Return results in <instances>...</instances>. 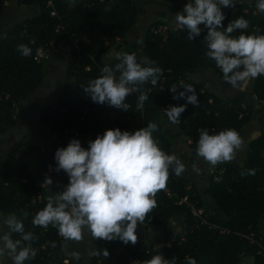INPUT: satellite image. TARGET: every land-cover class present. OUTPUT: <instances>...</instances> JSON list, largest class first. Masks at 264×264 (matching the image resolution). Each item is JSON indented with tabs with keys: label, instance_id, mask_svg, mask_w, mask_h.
Listing matches in <instances>:
<instances>
[{
	"label": "trees",
	"instance_id": "trees-1",
	"mask_svg": "<svg viewBox=\"0 0 264 264\" xmlns=\"http://www.w3.org/2000/svg\"><path fill=\"white\" fill-rule=\"evenodd\" d=\"M10 1L0 0V21L6 12V3ZM13 1L19 7L33 6L37 13L32 18L12 23L0 40V137L17 125L22 108L44 83L48 61L35 60L39 50L62 46L64 50L61 53L66 54L68 59L64 79L70 84L72 92L59 93L53 102L39 111V124L49 132L53 141L41 144L24 139L16 142L6 152L0 169V215L19 217L26 214L21 219L25 231H31L38 237L32 242L37 255L25 264H53L65 250V241L58 236L56 228L49 226L44 229L33 225L36 213L48 201L42 193V200L38 202V195L47 185L44 182L46 176L52 179L57 193L69 183L63 170L55 171L54 157L58 148L66 147L72 139H78L82 147L88 148L89 116L81 105L82 96L88 94L82 87L103 75L105 66L114 68L119 62L117 59L108 62L106 57L112 46L118 41L123 45L137 26L141 5L135 0ZM162 1L176 3L184 0ZM223 13V29L218 30L226 29L230 22L243 17L249 22L248 29L243 30L244 34L264 35V13L257 9L256 3L243 2L228 7ZM164 25L162 20L153 22L141 42L148 66L162 69L155 86L150 82L139 86L148 96L143 110L136 109L140 93H132L125 101L129 105L128 111L115 115L107 130L119 128L131 132L156 122L158 129L153 137L165 153L173 155L174 144L164 133L165 124L171 123L165 110L185 105L179 123L171 124L179 135L190 139V149L196 150L200 129H207L209 134L229 128L240 133L263 109H254L252 104H246L239 96L221 97L211 92L205 82L196 79L198 74L211 71L223 86L233 88L223 82L220 69L206 55L204 37L207 28L201 25L200 36L192 41L187 38L186 30L177 28H169L165 35L155 33ZM240 34L241 30H237L231 35L236 37ZM74 43L77 49L73 47ZM21 44L32 49L30 56L25 57L18 52ZM123 53L132 52L127 49ZM87 67L90 71H86ZM116 75L119 76V73ZM188 85L194 88L197 95L199 103L196 106L185 98L192 94L184 89ZM244 85L233 89L240 90ZM173 88L177 91H171ZM180 92H185V97H179ZM252 93L257 101L264 102V75L252 79ZM88 97L87 109L92 115L96 113L95 109L108 106L94 103L90 95ZM253 168L256 169L255 175L241 176L242 172ZM217 177L221 178L219 183L216 182ZM205 195L208 201H213L211 210L195 183L176 176L170 170L166 188L155 196L157 207L142 225L150 229L165 226L168 232L165 243L172 238L171 245L145 250L147 242L140 239L135 245L130 242L124 244L119 239H98L90 264H142L155 255H163L170 264H187L188 257L195 258L197 264H246L248 259L251 264H264V251L250 240L252 234L256 240L261 233L264 234L261 231L264 222V132L249 142L243 161L227 162L214 169ZM184 198L205 210L207 224L201 223L192 214L187 203H181ZM172 221L178 230L174 236L169 234L168 228ZM221 230L229 233L222 234ZM12 238L19 239L20 236L13 233ZM106 251L109 255H105Z\"/></svg>",
	"mask_w": 264,
	"mask_h": 264
},
{
	"label": "clouds",
	"instance_id": "clouds-1",
	"mask_svg": "<svg viewBox=\"0 0 264 264\" xmlns=\"http://www.w3.org/2000/svg\"><path fill=\"white\" fill-rule=\"evenodd\" d=\"M238 0H188L182 12L175 14L174 26L186 30L189 40L201 34V25L207 28L206 42L208 58L212 59L222 73L223 82L239 88L252 79L264 75V35L244 34L249 22L243 17L230 22L223 29L225 15L222 7H234ZM257 9L264 13V0H257ZM241 30L239 36L231 34ZM259 31V29H257ZM27 57L32 49L21 44L17 48ZM114 68L105 66L103 75L91 80L85 93L94 103L108 105L128 111L125 103L128 96L139 92L137 111H142L148 99L147 92L141 91L140 85L151 83L155 86L162 69L147 66V61L138 60L135 53H123L117 56ZM119 73V76L116 75ZM191 95L185 97L188 103L196 106L199 101L191 85L184 87ZM176 92V89H171ZM185 105L171 106L166 114L173 124H178ZM156 122L134 131L109 129L102 136L88 142L84 148L78 139H72L66 147L55 152L56 172L63 170L69 178L67 186L49 196L46 206L39 210L32 223L34 226L57 229L58 236L65 241L80 243L85 233L93 239L112 241L119 239L124 244L135 245L138 224L142 225L150 212L157 207L155 196L166 188L170 170L180 176L186 166L175 155L165 153L153 137L157 131ZM196 155L211 166L231 162L245 141L235 129H225L217 134H209L207 129H200ZM195 167V166H193ZM256 169L242 172L255 175ZM220 177L216 182H220ZM44 182L51 185L50 177ZM7 231H4V228ZM19 234L13 239L12 234ZM38 239L33 232L25 231L23 222L10 214L0 222V257L7 255L12 264H25L35 259L37 249L32 242ZM71 258L79 260L78 252H72ZM105 255H109L106 251ZM64 264H69L66 259ZM142 264H170L163 255H155ZM187 264H197L195 258L188 257Z\"/></svg>",
	"mask_w": 264,
	"mask_h": 264
},
{
	"label": "crops",
	"instance_id": "crops-1",
	"mask_svg": "<svg viewBox=\"0 0 264 264\" xmlns=\"http://www.w3.org/2000/svg\"><path fill=\"white\" fill-rule=\"evenodd\" d=\"M252 1L254 3H257V0H238L237 4L243 3V2H248ZM136 3L141 5L140 8V16H139V22L138 25L130 32V37L129 35L127 36L126 40L123 43V46L119 44V41L117 42L116 45L112 46L109 55L106 57V60L108 62L116 60L117 56L120 55L121 53L125 52L127 50V46L131 44L132 39L136 38L138 36L145 37L146 32L150 28V26L153 24V22L162 20L165 22L166 25L164 27L172 28L175 30V26L173 21L175 20V14L177 12H182L185 4L188 2V0L176 2V3H165L162 0H135ZM225 10L224 7H222V11ZM37 13V10L33 6H26V7H19L15 1H10L6 3V12L4 13L2 20L0 21V40L3 37V34L7 30V28L14 22L17 21H22L26 18H32L35 16ZM130 38V39H129ZM59 49V53L55 52L53 56L48 60V71L47 75L53 74L52 78L59 80L61 78V72L56 64L58 61L62 60L61 56V51L64 50L62 46L56 48ZM65 58L67 59L66 54H64ZM53 58V59H52ZM51 59L53 61H51ZM51 61V62H50ZM208 71L202 72L197 75V78L201 80L202 82H205L207 85V88L211 91L214 92L211 89L210 85H215L217 91L219 93H216L217 95L221 97H232L229 95H222L219 91L220 86L222 87L218 77L216 74L213 73L212 77H207ZM205 76V77H204ZM204 77V78H202ZM203 79V80H202ZM49 88V87H48ZM51 90V88H50ZM49 89H44L43 85L30 97V101L22 108L20 115L18 117V123L15 127H17L20 123V121H24L25 125L28 126L29 131L28 133H24L18 137L11 136V130L10 129L6 132L5 135L0 137V169L2 168L3 161L6 155V152L8 149L15 144L16 142H19L24 139H31L35 140L41 144L44 143H50L53 141L52 136L49 134V132L45 129H43L40 124H39V111L40 108L53 102L54 99L57 97L49 95L50 92ZM215 93V92H214ZM49 96V97H48ZM247 94L245 96H239L240 99L244 100L246 98ZM254 95L251 97L250 100L251 102H256L254 100ZM48 100H47V99ZM47 100V101H46ZM48 102V103H45ZM259 102V107L254 108V109H263L262 113L256 114L253 119L247 123L242 130L240 131V135L245 141V145L243 147V150L239 151L236 155V158L233 161L236 162H241L245 159L246 157V151H247V146L249 142L258 136L261 135L262 132H264V107L261 105L262 102ZM252 103V104H253ZM254 107V106H253ZM89 123H87V144L89 142ZM173 129H170V128ZM170 131L172 135H169ZM164 133L165 135L173 142L174 144V154L178 160H180L185 166L186 170L180 175L181 178L187 179L191 183H195L201 193V195L205 194L204 191V184L201 182H198L199 180V170L202 169L201 175H203L202 180L205 179V175H210V171L216 169L217 167L223 166L225 163L219 164L215 167L209 166L203 167L206 161H204L203 158L198 157L195 154H193V150L189 148V144L191 143L190 139L187 137H183L179 135V133L176 131L174 126L170 122H168L164 126ZM232 162V161H231ZM227 163V162H226ZM202 165V166H201ZM195 166V167H193ZM210 170V171H208ZM208 185V184H207ZM205 186V188L207 187ZM57 192L55 191L53 185L47 184L43 188V194L46 198H49V196H55ZM205 199V198H204ZM208 201V200H206ZM210 206H207L209 210H211V205L213 204L211 201H208ZM27 215L26 214H21L18 218L21 220L25 218ZM6 218L4 216L0 215V222L3 221V219ZM175 222L172 221V224L168 226L169 228V234L175 235ZM166 227L158 228V232L154 231L153 229H150L144 225L138 224L136 234L138 239L144 238V241L147 242V245L152 247L153 249L155 248H161L162 246H170L171 242L173 241L172 238H170L168 243H165V236L168 234V232L165 230ZM4 231H7V228H4ZM178 232V230H177ZM157 234V235H156ZM156 235V236H155ZM160 237V240L157 241V238ZM98 239H93L90 234L85 233L84 239L80 243H75V242H69L67 244V247L65 250L55 258L53 264H64L65 260L67 259L69 261V264H90V257L92 254V251L94 249L95 243ZM78 252L80 255V259L74 260L71 258V253L72 252ZM0 264H12V260L10 257L5 255L4 257H0Z\"/></svg>",
	"mask_w": 264,
	"mask_h": 264
},
{
	"label": "rangeland",
	"instance_id": "rangeland-1",
	"mask_svg": "<svg viewBox=\"0 0 264 264\" xmlns=\"http://www.w3.org/2000/svg\"><path fill=\"white\" fill-rule=\"evenodd\" d=\"M227 8H225V10ZM225 10H223V11H225ZM129 37H130V35H129ZM127 40H128V38H127ZM143 40H144L143 35L138 36L136 38H133L131 44L127 46V49H129L132 53H135L138 60H146L147 61L148 59H147L146 55L143 53L142 45H141V42ZM121 46H123V45H121ZM61 56H62V60L58 61L57 63H53V64H56L58 66V68L61 72V78L59 80H56V79L52 78L53 74L51 73L49 75H46V78H45L44 83H43V88L45 90L46 89L50 90V88H51L49 95H51V96L53 95L55 97L61 92H66V93L72 92V88H71L70 84L68 82H66L64 79L65 71H66L67 64H68V59L65 58L63 52L61 53ZM52 59H51V61H53ZM138 62H141V61H138ZM147 66H148V61H147ZM206 75H207V77H212L213 72L208 71V73ZM204 77H202V78H204ZM59 85L61 86L60 87L61 89L59 88ZM210 86H211V89L215 93H219L217 91V89L215 88L216 87L215 85H210ZM219 91L222 95H229V96H243L244 97L245 94H247L246 98L243 101L246 104H249V103L252 104L253 103V102H251L252 100H250L251 97L253 96L252 80L248 81L240 90L233 89V88H230L228 86L226 88H224V86L222 85V87L220 86ZM45 103H48V102H45ZM252 105L254 106V108H258L259 102L256 101ZM261 105L264 107V102H262ZM122 111H123L122 109H117L114 107L106 106V107H103V108L99 109L98 111H96V113L94 115H92V114L88 115L89 116V119H88L89 141L95 140V138L97 136H102L104 134V132L108 129L112 118L115 115L120 114ZM170 129H173V128L171 127ZM28 131H29L28 126L25 125L24 121L21 120L19 125L11 130L10 134H12L11 136L15 135L16 137H18L24 133H28ZM168 132H169V135H172V134H170L171 133L170 131H168ZM86 138H87V136H86ZM208 166H209V164L206 162L203 167L207 168ZM198 170H199V176H198L199 180H197V181L204 184V191H205V186L208 184L210 177H209V175H205V177H204L205 179L202 180V177H203V175H201L202 169L201 170L198 169ZM208 171H210V170H208ZM210 175H211V171H210ZM203 197L205 198V200H207L206 196H203ZM206 206H210L208 201H206ZM175 228H177L176 225H175ZM261 231L264 233V222L262 224ZM175 232L178 233L177 230H175ZM159 240H160V237L157 238V241H159ZM246 262H247L246 264H251L249 259Z\"/></svg>",
	"mask_w": 264,
	"mask_h": 264
},
{
	"label": "built area",
	"instance_id": "built-area-1",
	"mask_svg": "<svg viewBox=\"0 0 264 264\" xmlns=\"http://www.w3.org/2000/svg\"><path fill=\"white\" fill-rule=\"evenodd\" d=\"M49 3L51 4V2H49ZM168 30H169L168 27L161 26L158 30L155 31V33H160L161 35H165ZM73 47L75 49H77L76 43H74ZM55 52L59 53L60 51H59V49H56L55 47L51 48L50 50L41 49V50H39L37 56L35 57V60L38 61V62L41 61V60L48 61V60H50V58L53 56V54ZM86 71H90V67H87ZM196 79L199 80V78H197V76H196ZM89 99L90 98L88 97V95H83L82 96V102H81V105H83L84 110L86 111V114H88V115L91 114V111H89L87 109V102L89 101ZM98 110L99 109H95V112L98 111ZM49 172H51V169H49ZM212 174H214V170L211 171V175ZM44 186H46V185H44ZM42 193L43 192L39 193V195H38V198H37L38 202H41V200H42V197H43ZM183 202L187 203L190 206V208L192 210V214L195 217H197L198 219H200L201 223L207 224V221L205 220V217H204L205 216V210L203 208H200V209L197 208L194 204L189 203L187 198H184L181 201V203H183ZM210 228H216V226H210ZM221 233L222 234H228L229 231L221 230ZM263 235L264 234L261 233L259 238H258V240H256V238H255V236L253 234L250 236L251 242L258 244L260 246V248H261L260 250L262 252L264 251V247L262 246V241L264 240V236Z\"/></svg>",
	"mask_w": 264,
	"mask_h": 264
},
{
	"label": "water",
	"instance_id": "water-1",
	"mask_svg": "<svg viewBox=\"0 0 264 264\" xmlns=\"http://www.w3.org/2000/svg\"><path fill=\"white\" fill-rule=\"evenodd\" d=\"M138 25V24H137ZM141 63H142V65H143V60L141 61ZM61 86L59 85V88H60ZM227 87V85H224V88H226ZM61 89V88H60ZM254 100H256V98H254ZM193 154H195L196 153V150H193V152H192ZM212 203H213V201H211ZM165 227V226H164ZM154 231L155 232H158V228L157 227H155L154 228ZM140 240H144V238H141ZM144 249L145 250H147V249H152L151 247H149L147 244L144 246Z\"/></svg>",
	"mask_w": 264,
	"mask_h": 264
}]
</instances>
